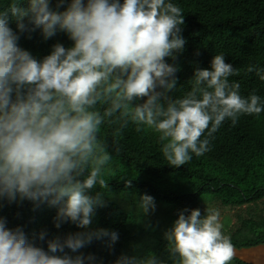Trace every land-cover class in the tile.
Segmentation results:
<instances>
[{
	"label": "clouds",
	"instance_id": "9594fccd",
	"mask_svg": "<svg viewBox=\"0 0 264 264\" xmlns=\"http://www.w3.org/2000/svg\"><path fill=\"white\" fill-rule=\"evenodd\" d=\"M54 1L12 0L0 10V264H96L85 248L94 240L116 246L128 228L123 217L110 229L92 227L106 207L95 191L107 187L111 157L98 139L107 117L119 111L137 131L157 134L174 169L207 153L226 121L264 113V98L255 90L244 96L229 81L240 70L223 53L189 76L182 98L160 103L158 89L175 87L176 55L187 43L184 11L172 0ZM37 29L45 40L63 34L69 45L57 42L37 59L18 42L19 33ZM245 71L264 82V68ZM97 102L110 104L103 115ZM42 204L54 209L52 218ZM138 208L154 213L155 198L140 194ZM64 224L77 231L55 236ZM163 238L174 264H232L248 254L233 246L215 207L182 208ZM113 264L158 261L122 254Z\"/></svg>",
	"mask_w": 264,
	"mask_h": 264
},
{
	"label": "trees",
	"instance_id": "16d2710c",
	"mask_svg": "<svg viewBox=\"0 0 264 264\" xmlns=\"http://www.w3.org/2000/svg\"><path fill=\"white\" fill-rule=\"evenodd\" d=\"M11 2L0 0V10ZM172 2L184 11L183 36L187 43L184 51L176 55L179 74L175 87L158 89L164 92L160 103L166 105L167 100L182 98L191 90L189 76L193 80L195 70L207 68L211 57L219 53L240 70L229 81L240 83L241 94L247 96L255 90L264 98V82L245 71L249 65L264 68V0ZM22 6H26V0H22ZM11 26L15 23L11 22ZM19 37V44L37 59L47 55L57 42L69 45L63 34L45 40L38 29L21 32ZM109 106L97 102L95 110L103 115ZM98 139L111 160L106 172L107 187L95 191L101 192L106 207L97 209L92 227L110 229L116 225L115 217H123L128 228L119 234L111 249L95 240L85 248L84 254L95 255L96 264H113L122 254L174 264L163 237L177 212L185 207L220 210L224 232L233 246L248 251L242 259L234 258L232 264H264V113L258 117L241 116L235 125L226 121L210 139V150L201 157L193 156L183 168L171 169L160 152L157 134L143 127L137 131L135 124L120 118L119 111L105 119ZM138 165L142 189L135 182ZM156 186L160 187L152 192ZM142 193L155 198L154 213L144 215L139 210ZM42 207L49 211L46 216L55 215L54 209L45 204ZM51 229L52 226L44 233L50 234ZM75 231L69 224L54 230L55 236L61 237Z\"/></svg>",
	"mask_w": 264,
	"mask_h": 264
},
{
	"label": "bare ground",
	"instance_id": "6f19581e",
	"mask_svg": "<svg viewBox=\"0 0 264 264\" xmlns=\"http://www.w3.org/2000/svg\"><path fill=\"white\" fill-rule=\"evenodd\" d=\"M34 225V224H33Z\"/></svg>",
	"mask_w": 264,
	"mask_h": 264
}]
</instances>
